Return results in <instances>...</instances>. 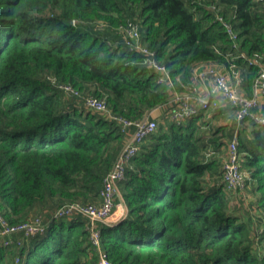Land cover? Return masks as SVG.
I'll return each mask as SVG.
<instances>
[{"label":"trees","instance_id":"trees-1","mask_svg":"<svg viewBox=\"0 0 264 264\" xmlns=\"http://www.w3.org/2000/svg\"><path fill=\"white\" fill-rule=\"evenodd\" d=\"M129 21L173 84L121 42L117 27ZM205 63L253 94L264 67L263 0H0V229L37 214L46 225L1 243L0 264H97L89 218L56 210L101 203L126 140L114 117L139 119L191 91ZM88 96L108 112L87 107ZM166 111L119 181L126 216L98 223L101 249L113 264H264V123L239 119L227 100L181 122ZM252 111L264 115V102ZM234 137L247 178L232 190L224 163Z\"/></svg>","mask_w":264,"mask_h":264},{"label":"built area","instance_id":"built-area-1","mask_svg":"<svg viewBox=\"0 0 264 264\" xmlns=\"http://www.w3.org/2000/svg\"><path fill=\"white\" fill-rule=\"evenodd\" d=\"M264 1V0H263ZM229 33L236 37L235 32L228 26ZM118 33L122 36L121 42L131 51H138L144 56V62L154 68L159 76L158 81L173 84V78L170 75L168 67L159 62L155 57L154 50L143 43L139 25L134 21H129L117 27ZM118 43V42H117ZM116 44V43H114ZM238 75H236L237 77ZM66 91L79 95L78 90L70 85H61ZM191 91L175 92L173 97L166 103L159 104L152 108L143 110V116L139 119H129L122 116H115L126 133V140L118 154L116 161L107 173L101 190L102 201L96 203L71 202L58 208L55 216L73 215L81 213L87 216L91 222L93 244L100 249V258L97 264H113L106 252L101 249L102 231L98 223L115 224L122 220L128 208L123 202L116 203V197L121 195L119 190V181L126 177L127 166L131 158L139 150L143 140L154 132L160 122L164 121L166 109H169L171 118L177 122L198 114L201 107H217L221 100L211 97L217 93L234 106H238L237 116L243 119L249 115L257 122L264 123V115L255 113L252 108L264 102V67L253 82V94L247 96L240 90L238 83H234L231 73L225 71L219 65L214 63H205L195 68V79L191 83ZM206 92V94H205ZM87 107L100 111L108 112V106L104 99L88 96L84 99ZM172 110L170 111V108ZM240 154L238 151V140L234 137L228 145L227 158L224 163V180L228 189L235 190L243 186L247 174L240 167ZM124 206V213L118 220L113 219V214L118 206ZM46 225L41 214L30 217L28 220L18 224H8L4 221L0 229V244L7 245L12 242L15 232L24 231L26 236L36 235L45 232Z\"/></svg>","mask_w":264,"mask_h":264},{"label":"rangeland","instance_id":"rangeland-1","mask_svg":"<svg viewBox=\"0 0 264 264\" xmlns=\"http://www.w3.org/2000/svg\"><path fill=\"white\" fill-rule=\"evenodd\" d=\"M224 98H222L221 99V105H222V107H225V104H226V100L224 99ZM215 122H217V123H224L225 121H228V120H226L225 118H215ZM228 152V149H227V147H226V153ZM247 193H249V192H247ZM246 193H245V191H244V195H245ZM248 194L247 195H245V196H243L245 199V204L247 203L248 204V202H249V200H248ZM233 206H239L238 208L241 210V207H243V203L241 202V200H240V198H239V196L237 195V196H234L233 197ZM239 210V211H240ZM235 211H237V210H235Z\"/></svg>","mask_w":264,"mask_h":264},{"label":"crops","instance_id":"crops-1","mask_svg":"<svg viewBox=\"0 0 264 264\" xmlns=\"http://www.w3.org/2000/svg\"><path fill=\"white\" fill-rule=\"evenodd\" d=\"M205 94H206V92H205ZM214 95L219 96L220 98H222L221 95H219L217 93H214ZM121 203H123V201H121ZM124 210H125V208H124V206L122 204H121V206H118L116 208L114 214H113V219L114 220H118L121 217V214L124 213Z\"/></svg>","mask_w":264,"mask_h":264}]
</instances>
